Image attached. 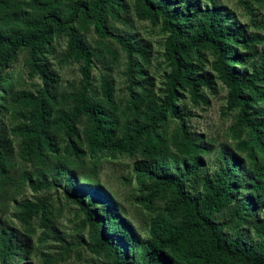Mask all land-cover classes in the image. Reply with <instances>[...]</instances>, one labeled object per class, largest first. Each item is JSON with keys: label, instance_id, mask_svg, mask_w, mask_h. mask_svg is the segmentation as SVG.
Returning <instances> with one entry per match:
<instances>
[{"label": "trees", "instance_id": "16d2710c", "mask_svg": "<svg viewBox=\"0 0 264 264\" xmlns=\"http://www.w3.org/2000/svg\"><path fill=\"white\" fill-rule=\"evenodd\" d=\"M20 1L0 0L1 182L11 179L14 168L11 157L15 152V141L4 120L8 110L5 93L12 90L13 84L2 74L1 67L24 48L29 51L28 64L32 70L45 73L46 67L39 58L53 37L64 32L68 36L65 55L82 61V82L76 90L62 94L64 99H70V109L53 111L56 97L47 92L28 98L31 106L28 120L16 122L13 133L20 138L19 148L25 160L41 165L42 180L34 179L33 173H25V180L36 189L65 178L75 191L78 175L94 188L84 194L70 191L68 194L84 214L83 226L88 228L90 250L106 257L103 264H264V221L255 220L260 237L256 242H249L237 230L244 222L254 220L264 203V106L261 116L252 114L251 96L245 93L248 90L264 101V89L259 84L264 81V47L260 67L252 74H241L231 64L233 59L244 63L245 57L250 59L258 54L257 43L262 42L259 35L246 33L244 26L228 24L227 16L215 8L204 15V20L189 25L188 1L185 8L174 10L171 0H136L140 17L154 23L161 19L162 30L168 34L165 57L171 71L167 74V95L159 99L152 97L150 91H142L129 100L134 114L122 123L109 81H103L101 96L90 94L94 59L103 64L116 62L119 53L102 40L93 48L75 27L79 18L83 28L93 25L100 38H114L128 53V73L132 79V55L144 54L145 50L138 48L131 37L110 29L107 16L115 13L120 1L28 0L31 11L17 19ZM252 1L264 4V0H238L249 12ZM238 44L245 46L246 54L237 51ZM200 47L211 49L215 54L213 69L226 82L228 104L239 107L243 126L240 129L235 126L233 132L239 138L237 150L245 157L230 149H221V165L212 175H206L207 170L203 169V154L211 151L208 140L188 130L177 104L180 86L189 84L196 99L200 96L197 85L210 82L207 75L195 77L191 58ZM171 116L179 118L174 128L167 123ZM78 123L83 125L81 129ZM64 137V149L78 160L59 153V141ZM84 142L86 148L82 146ZM104 152H141L143 155L135 164L137 179L145 188L140 200L148 209L158 211L150 219L147 238L141 236L117 201L112 195L106 196L100 186L98 174ZM171 154L175 157L172 161L177 165L175 168L167 160ZM49 175L52 181L48 180ZM201 188L203 192H199ZM237 199L228 216L222 220L216 216ZM18 208L25 231L7 229L0 222V264H14L27 258L34 247L31 236L35 232V217H39L40 225L45 228L40 241L52 234L62 249L60 256L47 258L48 264L70 255L73 244L54 225L56 212L49 197L36 201L23 199Z\"/></svg>", "mask_w": 264, "mask_h": 264}, {"label": "rangeland", "instance_id": "374dc122", "mask_svg": "<svg viewBox=\"0 0 264 264\" xmlns=\"http://www.w3.org/2000/svg\"><path fill=\"white\" fill-rule=\"evenodd\" d=\"M64 1L69 3L72 0ZM119 1L120 5L115 13H110L107 16L110 29L116 34L131 37L138 48L145 50L144 54L135 52L132 55L134 65L132 79L128 73V53L114 38H100L93 25L83 28L79 18L75 21V27L93 48L98 47L102 40L119 53L116 62L103 64L96 58L94 59L91 68L92 89L90 94L92 97L101 96L103 81H109L112 87V98L115 104L119 106L120 121L124 123L134 114V107L129 105V100L139 96L142 91H150L152 97L159 99L167 95L166 81L171 67L165 57V43L168 34L162 30L161 19L154 23L149 18L140 17L136 0ZM186 1L191 5L187 20L189 25L204 20V15L215 8L227 16L228 24L232 23L235 27L244 26L246 33L259 35L262 42L257 43L258 54L250 59L245 57L244 63L233 59L231 64L241 74L247 76L260 67V61L263 57L261 51L264 47V4L252 1V11L249 12L238 0H185V2L184 0L180 2L171 0L172 9L185 8ZM31 9L32 6L28 0H21L16 11V18H21L22 14L30 12ZM17 19L14 20L15 23L19 22ZM231 46L234 44L231 43ZM67 51L68 36L62 32L53 37L47 51L39 58V61L46 67L45 73L32 70L28 64L29 51L24 48L17 52L13 60L1 67L2 74L13 84L9 93L4 92L8 97V110L4 113V120L15 141V152L11 157V161L14 163V168L10 172L11 179L6 183H2L0 179V222L7 229L16 228L25 231L26 225L18 217L20 214L18 203L23 199L36 201L40 197H49L56 212L54 225L65 233L66 241L73 244L70 255L66 256V259L51 264H103L106 257L103 254L97 255L90 250L88 228L83 226L84 214L79 209V205L71 200L68 194V191L84 194L88 189L94 188H90V184L86 180L76 175L78 182L75 184V191L70 189L65 178L56 179L53 185L34 189L30 185V181L25 180L23 176L25 173H33L34 179L42 180L41 165L33 160H25L19 148L20 138L13 133L16 122L28 120L31 110L28 98L37 97L40 92L55 95L56 102L53 111L70 109L72 105L70 99H64L62 94H69L81 85L82 61L75 57H68L65 55ZM237 51L242 54L247 53V49L242 44L237 45ZM214 61L215 54L206 47H200L192 55L191 62L195 77L207 75L210 82L197 85L200 96L196 99L192 95L190 85L183 84L179 87L177 100V104L181 108L180 116L186 119L188 130L192 133L202 134L203 139L208 140L211 147L210 153L203 154L205 162L203 169L207 170L206 175H212L219 169L221 149H230L240 154L241 157H245L243 153L237 150L236 144L239 138L233 132L235 126L239 129L243 128L240 123V109L229 106V88L213 69ZM259 84L264 89V81ZM245 93L251 96L250 112L261 116L264 101H259L248 90ZM167 123L170 128H174L179 124V118L171 116ZM77 125L80 129L83 126L80 123ZM59 144L61 146L59 153L68 156L73 161L78 160L76 156L69 154L64 149L65 137L59 141ZM82 146L87 147L85 142ZM172 149L174 152L175 148ZM171 156L167 160L171 168H175L177 165L172 162L175 157L172 154ZM142 158L141 152L133 154L104 152L101 154L98 179L106 196L112 195L119 207L137 227L141 236L147 238L150 219L158 211L148 209L140 200L145 188L137 179L135 164ZM48 180H53L52 175L48 176ZM199 192H203V188ZM238 201V199L232 201L216 216L221 220L228 216L229 210ZM257 215L254 220L244 222L237 228L249 242H256L260 238L255 220L264 221V203ZM33 224L35 232L32 233L31 239L34 247L26 259L24 257L23 261L16 260L14 264H48V257H58L62 253L59 241L52 234H47L46 239L40 241V236L45 228L40 225L39 217L33 219ZM228 232L231 231L228 230ZM134 264H138V262Z\"/></svg>", "mask_w": 264, "mask_h": 264}]
</instances>
